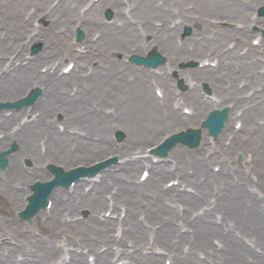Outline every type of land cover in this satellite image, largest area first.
Segmentation results:
<instances>
[{
    "label": "bare ground",
    "instance_id": "obj_1",
    "mask_svg": "<svg viewBox=\"0 0 264 264\" xmlns=\"http://www.w3.org/2000/svg\"><path fill=\"white\" fill-rule=\"evenodd\" d=\"M83 1L84 0H64L53 13H48L45 0H0V25L2 26L0 27V73H2L0 80V102L7 101L9 96L11 100H15L19 96H23L29 87L34 88L43 85L45 86L44 94L37 101L36 108H33L35 112L41 109L43 113L38 116L37 125L42 124L45 117L48 116L53 118L58 111H63L69 117V127L74 128L72 125H75L76 128L79 129L80 126L85 125L89 137V139H87V137H83L81 134H79V136L70 135L68 134V127L65 134L57 136L56 132H59L60 129L51 126L54 131L49 135L51 141V143H48L49 150L42 153L39 147H37L40 145V140L37 141L36 138L38 132H40L38 131L39 127H36L35 124L28 126L25 124L24 126L26 127L20 130L21 132H19L17 136L9 137V140L14 141L20 147V151L9 156V158L14 161V164H22L21 161L26 157H31L40 161V158L44 156L45 161H53L58 164L62 163L64 166L71 167L73 166V162L77 161L78 164L90 165L89 163L94 162L93 156L99 155L100 153L104 154L105 150L113 148L111 136L116 132L114 130L117 128H122L125 131V142L127 143L125 148L126 151L136 153L133 151L135 149H131V145L134 144L135 148L138 149L151 143H158L165 135L178 134L188 128L194 129L198 127V124L201 123L209 111L219 109L225 105L227 106L228 103H232V109L231 117L225 125L226 132L229 130L232 131L233 121L237 118L240 119L239 117L242 116V114L236 113L238 108L245 111V131L253 127L252 125L254 123H251L253 122V109L255 108L245 94L247 93V95H249L252 102L264 98V64L261 63L264 61V40L261 41L259 49L249 47L243 51L242 47L249 44L244 39L248 38L250 35L249 31L247 29L242 31L224 30L218 28L216 22L217 19H226L235 23H245L249 20V16H247L249 9L247 8L250 6H262L264 5V0H168L166 8L170 11L169 13H166L162 8L158 9L153 6L152 0H100L98 3L93 4L92 9L85 17H81L77 10V5ZM157 2L158 0H156V3ZM26 5L36 6L37 10H40L35 18L50 21L54 17H58L59 21H54L53 25L47 31L44 30L40 24L36 29L31 30L32 34L39 32L43 33L41 39L39 37L33 38V42H38L39 40L43 41V52L36 55L28 66L20 67L12 72L9 71L4 64L8 60V57L17 55L15 61H24V57H28L29 53L28 45L25 44L23 38L27 34H30V29H28L30 23H23L21 21L22 11ZM105 6L112 7L115 10V14L121 20V24L117 23L116 25L110 26V28L103 25L102 31L108 28L106 35L103 38L101 37L96 43H93L91 37L97 27L96 19L97 16L99 17L101 15V8ZM162 17L165 19L174 17L173 21L179 22L178 27L173 30L171 25L165 21L163 28L159 30V28L153 25L155 24L153 21H160L159 19H162ZM75 22H78L80 28L86 32L87 43L84 47L87 50H91V52L95 51V53H93L94 57L74 54V59H77L78 62L75 64L72 73L69 76L59 78L58 81H54L51 76L46 74H39L34 78L33 75L38 71V66L40 69L42 66H49L47 65L48 63L50 64L52 62L53 64L55 57L73 55V46L71 43L67 42L68 34L61 37L56 36L55 27H59V29L64 30L65 33L66 30H72L73 23ZM187 22L192 24L195 31L192 37L187 39V46H179L175 44V39L176 41L179 39V34H177V32L184 28ZM131 24L134 26H131ZM136 29L140 30L139 33H142V38L151 35V39L154 40V42L151 43L149 47L156 48L159 53L161 52V54L166 56L168 67L164 66L162 68V70H167L166 74H168L169 69H175L180 74L179 76L185 81H190L191 79L195 81L194 83L191 82V85L196 86L192 92L179 93L180 100L177 104L176 111H172L171 109L173 108L174 100L179 91L176 89L169 75H166L164 79H160L159 83L157 81L152 82L148 73L143 70H139V74L133 72H115V59L112 58L113 54L132 53L133 51L135 52L134 48L142 55L145 53L144 45L140 43L137 38ZM209 31L214 33L215 39L207 37V34L210 36ZM89 33L91 37H88ZM4 36V39L1 38ZM165 36L167 40H164ZM235 38L239 39L238 44L235 43L233 46L230 45L231 41H234ZM189 44H192L194 47L196 46V49L191 51L189 49ZM260 51H262L261 54ZM189 52L195 55V59L197 60L199 57H202V61H209V66H212L211 64L216 66L215 63L219 57L217 69H204V67H206L204 64L202 70H199V68L178 70V68H180V62L188 61L185 59L191 56ZM255 60L257 61L255 62ZM175 61H177L178 65L173 68L171 67V63ZM13 63L14 62H12V64ZM85 63H88V67L84 65ZM98 65L99 67L97 69ZM89 66L94 68L95 71L91 77L89 76L90 78H87L86 76H88V74L86 71ZM258 67L262 70H257ZM130 69L132 68L128 67V70ZM133 70L136 71V69ZM131 75L135 76L133 80L128 79L132 78ZM83 78L87 79L89 83V95L85 97L81 96L80 98H72L62 96L56 92L57 88L62 84L71 80L75 84ZM204 81L211 83L209 87L211 88V92H213V96H215L214 98L206 96V93L201 92ZM240 83L245 84L246 87L240 89ZM153 86L163 89V99L166 98V105L164 107L158 105L157 101L160 99L154 95ZM77 96L80 95H76L75 97ZM95 100H100L98 104L100 105V109L98 111L93 108ZM258 103L261 102L259 101ZM183 105L190 107L191 112L189 115H184L181 112ZM24 110L26 111V109ZM53 110L56 111L52 112ZM262 112L264 113V109ZM11 119L14 121L19 120V118ZM53 123H55V120ZM113 123H116L114 129L112 128ZM44 129H46V127H44ZM9 131H12V129H9L7 132ZM1 132L6 131L4 129L0 130V133ZM93 134L101 136L102 141L94 142L91 139ZM208 140L209 139L206 137L202 142L207 144ZM220 141H222V139H220ZM259 143L260 140L257 138V135L248 142H244L241 138H238L235 141V145H231L227 148L226 154L224 153L223 155H226V158L229 159L227 153H236L238 150L237 147L250 150L253 149L255 144ZM2 145L3 142L0 147H2ZM183 151V149L176 148L172 151L170 157L177 162L176 171L178 175L182 177L183 173L188 169V166L194 165L197 168L196 171H198V173H196L195 177H185L183 181L187 182L190 187L198 190L201 194L185 195L187 193H183V195L184 200L188 204L199 207L209 202L212 197L213 184L221 180L222 177L220 178L218 175L224 174L222 173L224 167L222 166L219 173H214L213 170L209 171L207 167L208 163H212L211 161L200 159V157L198 159L188 158ZM139 153H143V151ZM132 155L134 154H131L130 157ZM101 158L104 159L105 157ZM194 158H197V156L195 155ZM261 158L263 157L261 156ZM141 164V161L128 163V174L134 175L131 172L135 171ZM257 165L259 166L258 172L262 173L263 164L257 161ZM166 168L167 165L152 167L150 179L144 184L138 182L142 185L138 187H140L139 189L143 188L144 194L157 193L156 197L153 195L154 198L152 201H156L157 208L171 214V217L167 218V220H170L172 219L173 212L162 206L160 201H157L165 199L163 194L177 191L176 188L168 192L162 191V184H160V182L173 174ZM44 175V172L40 173V176ZM200 175L206 177V180L202 182L201 178H199ZM124 182L125 183H121L120 185L122 191L128 193V190L133 191V189L136 188L134 184L129 185L130 182L128 180H124ZM3 188L0 182V194L5 197L6 193L3 191ZM186 190L188 192L187 187ZM183 195L178 194L180 199ZM55 197L58 200L60 199V195L58 194H55ZM84 201L86 204L94 203L89 199H84ZM126 202L127 200L123 198L120 202H115V207L117 208L118 205L125 204ZM164 205H166L165 202ZM76 207L77 205H75V208ZM92 214L91 218L97 221L96 223H92V228H82V224H85V222L78 221L76 222L78 224L73 227V230L67 225L69 229L68 231L65 230L64 236H69V233L82 234L84 236V240L81 241L82 244H84L85 247L91 246V251H95L99 249L96 248L99 243L97 241L94 242L91 236L102 234V232H105L103 229L107 226L111 229V225L114 221L109 219L104 221L103 218H100V222L103 223L104 226L102 228H96L102 224L95 218L96 211H92ZM133 214L132 217L135 216ZM154 215L155 214H153V216ZM118 218L122 219V217ZM134 218L135 217H133V221ZM159 218L163 219L164 217L160 216ZM148 219L149 221L158 220L157 223H162L158 218L149 215ZM134 222H137V225H132L130 228L125 223V234L121 244H123V241L128 240L129 242L136 243L141 249L148 247L150 245V230L144 228L138 221ZM242 222H244V220H242ZM52 224L53 223L50 225ZM152 225L156 224L152 223ZM61 226L63 225L61 224ZM93 228H96V230H93ZM168 229L169 226L167 225L158 231V244L165 243V238H163L161 234L167 232L169 238L174 236L175 230ZM103 237L104 236L101 235V238ZM203 239L208 242L206 236H203ZM66 242L70 243L68 245L77 244V242ZM125 245L127 246L128 243ZM57 249L58 248L55 246L54 250ZM238 249L235 256L237 254L240 256H246L248 254L246 248L240 246ZM234 252L235 251H233L232 254H234ZM101 256L108 255L103 254ZM134 256H141V251Z\"/></svg>",
    "mask_w": 264,
    "mask_h": 264
},
{
    "label": "rangeland",
    "instance_id": "obj_2",
    "mask_svg": "<svg viewBox=\"0 0 264 264\" xmlns=\"http://www.w3.org/2000/svg\"><path fill=\"white\" fill-rule=\"evenodd\" d=\"M135 146H131V148L133 149ZM14 213V208L13 209H8V207L6 205H2L0 204V217L4 216L7 218L6 223L8 221H10V217L13 215Z\"/></svg>",
    "mask_w": 264,
    "mask_h": 264
}]
</instances>
